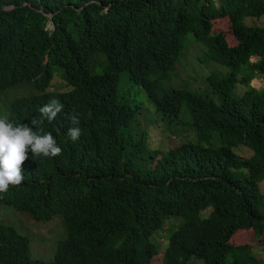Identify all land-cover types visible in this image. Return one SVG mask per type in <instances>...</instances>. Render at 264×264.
<instances>
[{"label":"trees","instance_id":"trees-1","mask_svg":"<svg viewBox=\"0 0 264 264\" xmlns=\"http://www.w3.org/2000/svg\"><path fill=\"white\" fill-rule=\"evenodd\" d=\"M224 16L233 46L211 31ZM262 17L264 0H0V94L21 93L0 107L62 148L56 157L29 151L25 179L0 209L34 222L61 215L66 233L43 262L0 217V264H152V235L170 216L181 223L160 264H264L238 240L251 231L264 246V86L250 85L264 80V26L246 23ZM187 33L227 69L207 75L201 92L170 84ZM57 72L68 89L54 93ZM140 90L160 123L186 125L193 140L150 147ZM53 99L63 111L31 125ZM73 114L82 130L75 142Z\"/></svg>","mask_w":264,"mask_h":264},{"label":"rangeland","instance_id":"rangeland-1","mask_svg":"<svg viewBox=\"0 0 264 264\" xmlns=\"http://www.w3.org/2000/svg\"><path fill=\"white\" fill-rule=\"evenodd\" d=\"M246 23L264 26V18H247ZM51 26V22H48L47 29H50ZM211 31H222L228 45L233 46L237 44L228 16L214 19L212 21ZM183 43L184 46L178 59L177 71L170 82L171 86L174 88H187L197 92L207 90L209 85L205 79L206 76L212 71L226 72L227 69L209 59L206 47L201 42L195 40L192 33H187L183 37ZM251 60L255 61L256 57H252ZM61 77L59 72L55 73L49 90L58 93L68 89L63 85ZM250 85L255 88H260L264 86V80L261 77H255L251 80ZM13 91L14 89L7 90L0 94H7L0 96V104L21 94L20 92ZM140 96L143 106L139 110L138 119L141 124V129L147 130V143L150 147H159L165 150L169 147L176 146V144L182 141L193 140L194 133L192 130L186 128V125H175L171 123L163 125L160 123L156 119L154 107L150 103L151 101L148 99L147 94L141 91ZM4 99L6 100L3 101ZM215 100L217 101L216 97ZM180 116L183 122H187V114L182 111ZM2 117H7L5 107H0V118ZM260 188L261 192H264V181L260 183ZM0 217L5 223L14 226L20 234L29 238L31 257L43 262H48L53 259L57 249V243L66 237L61 215H56L47 222H34L25 213L15 211L11 207H5L0 209ZM180 223L181 220L179 218L170 216L164 220L161 228L152 235V241L159 246L158 254L153 259L152 264H160L168 239ZM238 240L250 243L253 252L258 256L264 257V246L261 245L260 240L254 237L251 231L240 233ZM189 264H202V261L192 257Z\"/></svg>","mask_w":264,"mask_h":264},{"label":"clouds","instance_id":"clouds-1","mask_svg":"<svg viewBox=\"0 0 264 264\" xmlns=\"http://www.w3.org/2000/svg\"><path fill=\"white\" fill-rule=\"evenodd\" d=\"M63 104L56 99L38 109L40 119L32 118L31 125L35 127L44 119L51 122L63 111ZM74 127H70L67 136L77 141L81 136L78 116L70 117ZM34 157H56L62 155V148L57 144L51 132L33 130L27 123L16 124L8 117L0 118V197L6 194L10 187L20 186L25 179L22 165L28 158V152Z\"/></svg>","mask_w":264,"mask_h":264}]
</instances>
